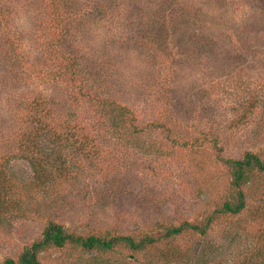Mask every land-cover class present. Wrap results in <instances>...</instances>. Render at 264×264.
Here are the masks:
<instances>
[{"label":"rangeland","instance_id":"obj_1","mask_svg":"<svg viewBox=\"0 0 264 264\" xmlns=\"http://www.w3.org/2000/svg\"><path fill=\"white\" fill-rule=\"evenodd\" d=\"M201 3L206 25L204 30L196 25L191 35L203 47L188 32L183 35L174 44L173 68L167 67L165 77L155 48L136 39L146 32L145 9H154L157 0H0L9 23L8 28L0 24V134L9 132L17 111L23 114L11 104L22 91L61 96L68 90V84L38 73L46 68L47 40L54 37L57 51L76 57L83 81L129 105L138 123L162 120L169 126L145 132L142 141L125 149L127 160L117 168L107 161L106 168L83 164L69 180H55L48 193L42 189L31 206L37 213L2 221L0 263L40 238L49 219L84 235L137 237H158L166 224L199 222L210 214L216 222L207 237L190 232L162 237L140 252L53 248L42 254V264H143L152 259L163 264L172 260L162 257L171 251L184 252L188 264L201 258L206 264L232 259L242 264L246 256L236 254L239 249L253 242L264 247V172H255L246 184L248 203L242 213L218 212L234 193L225 160L264 151V0ZM48 19L63 20L49 24ZM12 41L22 43L19 50ZM14 53L17 59L8 61ZM162 92L170 98L159 100ZM106 142L105 151L113 154L115 143ZM6 171L26 182L34 173L20 157L12 158Z\"/></svg>","mask_w":264,"mask_h":264},{"label":"trees","instance_id":"obj_2","mask_svg":"<svg viewBox=\"0 0 264 264\" xmlns=\"http://www.w3.org/2000/svg\"><path fill=\"white\" fill-rule=\"evenodd\" d=\"M201 1L205 4L211 0H157L154 9H145L146 32L136 39L155 48L162 59L161 71L167 72L165 77L170 74L167 67L173 68V57L170 55L174 54V44L183 35L188 32L197 47H203V43L193 33L191 35L196 25H200V30H204L206 25L205 20L201 19ZM62 12L65 14L63 10ZM6 17V11L0 6V24L8 28L9 23L4 21ZM48 20L52 24L55 20L61 22L63 19ZM199 20H202L203 25ZM157 24L158 29L155 31L152 26ZM12 44L16 49L22 45L20 43L15 46L13 41ZM56 44L58 45V40L55 37L47 40L46 46L51 53L49 52L46 68L38 70V73L43 77L47 75L48 81L68 84L65 85L68 90L65 88V93L61 96L45 94L35 89L22 91L20 99L11 104H16V108L22 109L23 114L17 111L18 115L9 120V132L0 134V225H3L2 221L11 218L37 213L38 210L32 209V204L37 201L42 189L45 194L48 193L49 188L55 185V180L58 179L59 184L69 180L75 172L82 169L83 164V168H86L89 162L104 168L106 164L117 168L119 162L127 160L124 156L125 149L142 141L145 132L169 127L162 120H153L145 125L138 123L136 112L129 105L111 95H102L90 83L83 81L84 71L76 57L57 51ZM16 55L14 53L8 56V61L17 59ZM30 78L32 79V75ZM168 98L170 94L162 92L159 100ZM171 118L173 119L172 115ZM0 125L2 127L3 123ZM106 138L116 145L113 154L112 150L105 151ZM216 144L218 145L217 142ZM15 157L25 158L33 168L34 173L27 182L17 180L16 175L11 176L6 171V166ZM106 161L108 163L104 164ZM225 161L232 175L234 193L227 197L218 212L238 215L247 208L246 184L251 181L255 172H264V151L263 155L247 151L242 158H229ZM215 222V215L210 214L199 222L185 220L179 224H166L158 237L153 234L137 237L133 234L98 235L94 232L84 235L71 231L55 219H49L40 238L24 244L17 256H6L0 264H42V254L45 251L68 246L84 251L114 252L118 247H123L140 252L162 237L174 239L187 232L207 237ZM236 254L246 256L242 264H264V247L255 242L246 249H239ZM185 255L182 251L165 253L162 257H171L172 260L163 264H188ZM232 260L225 264H236L231 263ZM143 264L161 263L160 259H152ZM197 264H206V261L201 258L197 260Z\"/></svg>","mask_w":264,"mask_h":264}]
</instances>
